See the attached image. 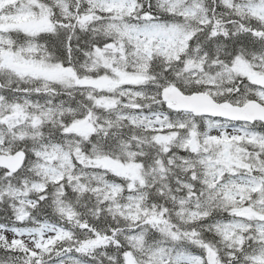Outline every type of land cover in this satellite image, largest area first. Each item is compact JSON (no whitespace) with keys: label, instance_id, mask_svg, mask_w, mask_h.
I'll use <instances>...</instances> for the list:
<instances>
[{"label":"snow or ice","instance_id":"obj_1","mask_svg":"<svg viewBox=\"0 0 264 264\" xmlns=\"http://www.w3.org/2000/svg\"><path fill=\"white\" fill-rule=\"evenodd\" d=\"M0 264H264V0H0Z\"/></svg>","mask_w":264,"mask_h":264}]
</instances>
